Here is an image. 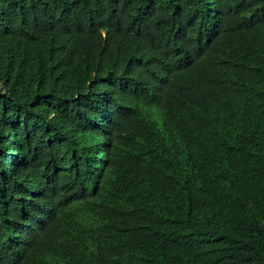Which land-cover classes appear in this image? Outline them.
I'll return each mask as SVG.
<instances>
[{
	"label": "trees",
	"instance_id": "trees-1",
	"mask_svg": "<svg viewBox=\"0 0 264 264\" xmlns=\"http://www.w3.org/2000/svg\"><path fill=\"white\" fill-rule=\"evenodd\" d=\"M0 264H264V0H0Z\"/></svg>",
	"mask_w": 264,
	"mask_h": 264
}]
</instances>
